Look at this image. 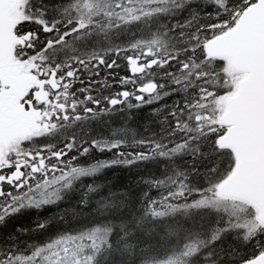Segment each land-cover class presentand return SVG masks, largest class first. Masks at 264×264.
Wrapping results in <instances>:
<instances>
[{"label":"snow or ice","instance_id":"6c2138e0","mask_svg":"<svg viewBox=\"0 0 264 264\" xmlns=\"http://www.w3.org/2000/svg\"><path fill=\"white\" fill-rule=\"evenodd\" d=\"M12 14L0 264H264V0Z\"/></svg>","mask_w":264,"mask_h":264},{"label":"water","instance_id":"95a60500","mask_svg":"<svg viewBox=\"0 0 264 264\" xmlns=\"http://www.w3.org/2000/svg\"><path fill=\"white\" fill-rule=\"evenodd\" d=\"M16 6L17 0H0V66L9 61L11 55V46L14 39L11 34V26L18 20L17 15L12 14ZM14 79L18 88L25 87L21 84L20 79Z\"/></svg>","mask_w":264,"mask_h":264},{"label":"flooded vegetation","instance_id":"af4514ba","mask_svg":"<svg viewBox=\"0 0 264 264\" xmlns=\"http://www.w3.org/2000/svg\"><path fill=\"white\" fill-rule=\"evenodd\" d=\"M18 78L21 80L22 85L28 84L30 81L23 77L19 70L17 69L16 65L13 62V59L6 62L3 66L0 67V83L7 82L10 79ZM4 123V115H3V108L0 107V127L3 126Z\"/></svg>","mask_w":264,"mask_h":264},{"label":"trees","instance_id":"16d2710c","mask_svg":"<svg viewBox=\"0 0 264 264\" xmlns=\"http://www.w3.org/2000/svg\"><path fill=\"white\" fill-rule=\"evenodd\" d=\"M21 2V0H18ZM152 245L155 247V246H158L159 243H161L159 241V238L157 237L156 239H153L151 241ZM121 260V257L119 254H112V255H107L104 259V261H102V264H119V261Z\"/></svg>","mask_w":264,"mask_h":264}]
</instances>
